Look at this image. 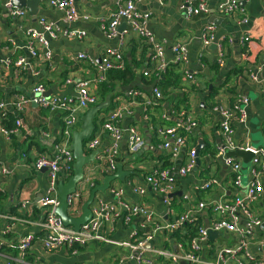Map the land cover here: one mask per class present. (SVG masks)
<instances>
[{
  "label": "built area",
  "instance_id": "1",
  "mask_svg": "<svg viewBox=\"0 0 264 264\" xmlns=\"http://www.w3.org/2000/svg\"><path fill=\"white\" fill-rule=\"evenodd\" d=\"M142 0H115V8L110 12L106 24H102L104 36L107 39H117L115 47L107 46L99 57V62L91 58L84 51L77 52L74 58L78 61H87L94 68L93 75L79 81L66 79L67 84L75 86V93L72 95H46V86L40 82L34 84L29 94L18 93L8 99H0V111L7 107L13 108L18 114L22 113L26 106L34 104L38 107L52 112L62 113V128L58 141L54 144L52 155L39 154L32 160L35 171L45 170L47 183L41 198L31 208L36 209L38 215L35 225L40 229L37 233L26 232L21 236L9 238V220L14 219L8 214H0V219L7 221L0 227V264H26L24 257L26 252L39 246L45 252L51 253L59 249L67 250L71 255L79 252L80 247L92 240L112 243L119 248H129L133 251L130 258L142 264H264V256H258L250 248L253 237L258 238L260 244H264V230L258 227L264 222V205L258 204L264 196V147L253 146L248 137L243 140H236L233 123L245 124L247 119L246 97H240L238 104L222 105L218 108L221 116L219 130L221 143L217 146V156L222 164L228 169V186L221 184L219 180L210 174L209 178L194 186V192H206L212 186H222L220 195L213 201L199 200L197 195L195 204L189 203L184 210L175 214L167 209L162 220H156L153 210L143 201L133 202L124 195V183H112L106 189L112 198L109 200L95 194L90 205L92 216L76 230L72 226L63 224L61 218L56 214L59 204L58 182L66 181L73 173L74 156L70 149L71 137L77 124L80 123V116L77 110L86 111L90 106L97 103L98 99L91 86L104 82L107 73L111 69H124L126 61L122 48L125 36L134 32L142 44L149 50V62L143 71L145 77L151 75L158 78L164 73L169 64L182 67V76L186 80H194V74L187 70L188 50L187 44L180 40L175 41L169 48L172 57H166V46L157 40L154 34L146 26L150 20L149 12L141 13L137 6ZM240 0H222L217 6L221 12L234 13L243 12L239 8ZM4 7L8 14L15 20L26 15L24 8H19L12 3V0H5ZM47 6L62 12L63 22L67 27L79 20H88L89 15L77 8L75 0H48ZM180 9L187 17L206 14L210 8L206 0H183ZM124 21L126 27L118 30L120 23ZM247 17L239 20V23H246ZM19 24V23H18ZM39 28L24 29V47L32 58H38L40 62L50 61L52 58L49 50L50 40L63 38H83L82 31H75L70 28H59L53 21L40 17ZM21 28V24L18 25ZM217 28L213 23L207 24L200 32L199 38L203 46L215 44L216 62L223 66L225 58V47L223 37L217 36ZM248 34L240 38V42L247 41ZM228 42L233 39L227 38ZM12 41V40H10ZM14 43V42H13ZM41 48V50H40ZM4 67L13 68L15 75L21 70L29 68V62L24 56H17L15 59L6 57ZM2 67L0 66V71ZM39 71H34L37 75ZM251 79L259 84L260 90H264V82L259 81L255 75ZM130 98L125 104L115 102L114 106L100 116L99 123L92 136L84 142L85 153L92 150L99 152L95 156L97 163L94 165L93 173L83 178L76 186L73 193L68 196V212L70 215H80L81 205L87 198L91 188L98 179L113 174L116 171L120 160V142L124 135L127 138V148L132 154L139 153L145 146L144 137L138 125L122 127L120 122L133 112V106H142V117L150 121L152 117L147 112L148 107L161 104L163 94L158 86L153 85L151 93L142 97V92L136 88L127 91ZM147 107V108H146ZM173 124L164 125L162 121H168L170 115L168 110L163 111L153 121L156 134L162 141V148L169 150L170 161L186 147V134L196 126V121L188 115L187 109H182L176 114ZM152 122V121H151ZM19 120H15V127H8L0 122V134L10 137L11 133L17 132ZM152 127V125H151ZM106 134L109 138L107 146L101 147V136ZM197 148L185 149L186 160L179 168L173 166L163 167L156 165L143 178L142 182H128L131 191L137 196H145L147 189L162 196L163 201L168 203L170 196L177 189V176H186L197 161ZM234 150L249 151L252 157L248 163V179L243 182L240 169L244 166L240 157L229 156L227 152ZM94 159V160H95ZM4 167L0 166V174L5 173ZM117 180V179H116ZM2 189L0 188V194ZM85 197V198H84ZM189 197V196H188ZM187 199V196H184ZM257 207L252 209V205ZM22 208L29 211L32 201L24 199L20 204ZM209 211L208 221L203 224L198 221V213L201 210ZM134 217H139V226L142 229L148 228L147 232L139 234L132 230L127 239L114 241L109 239L102 232L104 226L113 228L116 221L128 224ZM191 232H188L191 230ZM259 230L261 234L255 236ZM209 232L216 233V236L209 239ZM170 234L173 236L171 247H157L153 253H148L147 244L158 234ZM220 236L231 238L227 243ZM16 250L15 255L8 251ZM148 254V255H147ZM124 257V256H116ZM122 260L116 258L113 264H121Z\"/></svg>",
  "mask_w": 264,
  "mask_h": 264
},
{
  "label": "crops",
  "instance_id": "2",
  "mask_svg": "<svg viewBox=\"0 0 264 264\" xmlns=\"http://www.w3.org/2000/svg\"><path fill=\"white\" fill-rule=\"evenodd\" d=\"M47 1L39 0L34 10L24 7L26 15L15 20L5 9L3 5L5 0H0V66L2 67L0 71V99L5 100L18 93L29 94L37 82L46 86L49 95H72L75 93V86L67 84L66 79L84 80L92 76L94 72L92 65L87 61L76 60L75 54L84 51L91 58L98 60L105 47H115L118 43L117 39H107L102 28V24L107 23L110 12L115 8V0H75L79 11L88 14L89 19L73 22L68 27L63 22L62 12L48 7ZM182 1L142 0L137 9L141 13L149 12L150 20L146 26L157 40L168 45L165 50L168 59L172 57L169 45L178 40L187 44L189 63L186 68L194 74V80H186L182 76V67L178 66L174 69V75L170 81L173 82L177 78V84L181 88L173 87L170 92L180 97L184 89L188 90V115L197 123L191 132L186 134L185 149L208 147L210 150L205 153L198 150L197 162L199 163L194 166L196 169L193 170V167L184 177L177 176V189L171 194L168 203H165L162 196L149 188L145 196L135 195L128 182H142L144 176L153 167L162 166L165 160L170 163L169 166L179 168L185 163L187 156L184 149L171 162L169 150L162 148V141L157 136L153 123L151 120L143 119L144 108L136 105L133 106L132 114L122 120L120 124L122 127L138 125L144 137L145 146L141 152L132 154L127 148V138L124 135L119 147V163L123 165L124 170L132 171V173L126 175L123 180L115 179L112 182H123L125 197L133 202L143 201L153 210L156 220L164 219L163 215L168 208L178 214L189 203L195 204L197 202L196 195L197 199L206 201L218 198L222 186H212L206 192L196 193L193 191L194 186L209 178L210 174H213L221 184L227 183L228 186L229 171L219 160L216 150L221 143L218 126L221 121L218 111L220 106L238 104L240 97H246L248 99L247 119L245 124H232L235 129V138L243 140L244 137H248L253 146L264 147V90H260L259 84L251 79V76L255 75L259 81L264 82V0H240L239 8L243 9L242 13L240 11L221 12L217 6L222 0H206L210 10L206 14L191 17H187L180 9ZM42 16L53 21L61 29L67 27L75 31H82L85 36L80 39L59 37L50 40L49 50H51L52 58L50 61L40 62L38 58H32L25 49L23 30L38 29V20ZM245 16L247 22L239 23V20ZM210 18H213V22H209ZM209 23L216 26L217 36L224 38L222 40L225 47L223 66H219L215 60V46L212 45L214 43L203 46L199 38L200 32ZM20 24L21 28L18 27ZM125 27L126 23L122 21L118 30L121 31ZM245 34H248L249 39L240 42V38ZM230 37L233 39L232 42L227 40ZM122 51L126 62L130 59L137 62L138 65L133 66L136 77L129 87L124 88L113 98L111 105L105 111H101L95 116V124L99 123L100 116L110 110L115 102L125 104L130 100L126 94L130 88L140 90L142 97L150 95L153 85L162 89V86L151 83L152 81H148L150 78L143 75L149 62V50L134 32H129L125 36ZM17 56H24L29 62V68L21 70L19 74L15 75L13 68L4 67L3 60L6 57L15 59ZM213 63L217 64L218 73L211 69L210 65ZM232 68H239L240 72L233 73L223 80L224 75ZM168 69L170 71V68ZM36 70L39 71L37 75L34 74ZM210 79L213 81L209 85L218 86L214 94L209 93V85L206 87ZM90 90L97 92L96 85L91 86ZM96 96L99 99L98 95ZM99 102L101 101H97V103ZM166 110H168V105L166 109L163 108V111ZM77 112L81 116L85 111L78 109ZM147 112L152 118L155 116L151 107ZM17 119L20 122L17 132L11 133L8 138L0 134V166L6 170L5 173L0 174V188L2 189L0 208L3 210L0 211V214H8L14 218L8 222L11 225L8 237L11 239L26 232L37 233L40 231L35 225L38 218L36 209L31 207L41 198L47 178L45 170H34L32 160L42 153L53 154L54 144L61 134L62 113L52 112L34 104L26 106V109L19 114L10 107L0 111V122L8 127H15ZM101 140L100 149L107 146L109 138L106 134H102ZM97 162L95 159L85 167L84 178L92 175ZM240 174L242 181L247 182V167L243 166L240 169ZM101 181L102 179H98L96 184ZM96 194L106 200L112 198L107 190ZM184 196H187V199ZM24 199L32 201L29 211L19 205ZM258 204L264 205V196ZM197 215L199 223L205 224L209 219L207 209L201 210ZM6 223V220L0 219V227ZM139 224V217H134L128 224L116 221L112 229L104 226L102 232L111 240L121 241L127 239L132 230H136L139 234L147 232L148 228L142 229ZM260 234L259 230L255 232V236ZM220 237L227 243L231 242L230 237ZM173 239L170 234H157L147 244L146 249L151 250L146 252L153 253L152 250L157 247H171ZM249 248L256 255L264 256V244H260L258 238H252ZM7 252L12 255L11 251L7 250ZM130 254L133 255V251L127 247L119 248L112 243L92 240L80 247L79 252L75 255H71L63 248L48 253L41 247L35 246L26 252L24 262L26 264H113L117 258L122 260L121 264H142L130 258ZM121 255L124 257H116ZM179 264L185 263L180 262Z\"/></svg>",
  "mask_w": 264,
  "mask_h": 264
},
{
  "label": "water",
  "instance_id": "3",
  "mask_svg": "<svg viewBox=\"0 0 264 264\" xmlns=\"http://www.w3.org/2000/svg\"><path fill=\"white\" fill-rule=\"evenodd\" d=\"M12 3L19 8L27 7L30 10H34L36 5L39 3V0H12ZM212 19L213 18H210L209 22H213ZM212 45L215 46L214 44ZM170 47L171 45H169V48ZM97 61L99 62V59ZM208 89L209 91L212 89V84L208 86ZM45 94L48 95L49 91H46ZM108 101L109 100L106 98L105 100L90 106L80 116V126L78 129L73 131L70 144V149L72 150L74 156L73 173L66 181L60 180L57 186L59 204L56 208V214L61 218L64 225L72 226L76 230L81 224L85 223L91 218L92 212L90 205L95 194L97 192L106 191L111 181L115 179L123 180L126 175L132 173V171L124 170L123 165L118 163L116 171L113 174L104 176L101 183H97L91 188L87 198L81 205V214L76 216L69 214L67 204L68 196L75 191L77 184L83 180L85 167L94 161L95 156L99 152L98 150H92L89 153H85L84 142L92 136L96 128L94 118L99 114V112L107 108ZM201 105L203 106V103H201ZM166 106L167 102L164 104L165 109ZM199 149L200 147L197 148L196 152H198ZM227 154L233 157H240L245 167L248 166V163L252 157V154L249 151L242 150L230 151L227 152ZM198 163L199 162L196 161V164ZM195 169L196 167L193 168V170ZM258 229L264 230V222L258 227ZM215 236L216 233L209 232V239H212Z\"/></svg>",
  "mask_w": 264,
  "mask_h": 264
},
{
  "label": "trees",
  "instance_id": "4",
  "mask_svg": "<svg viewBox=\"0 0 264 264\" xmlns=\"http://www.w3.org/2000/svg\"><path fill=\"white\" fill-rule=\"evenodd\" d=\"M137 65H138L137 62L130 59V61L126 62L124 69H122V70H118V69L109 70L107 73V79L104 82L96 85L97 92H94V93H95V95H98V97H99L98 101H103L106 98H108L109 99V105L107 106V108H108L111 105L110 103L113 100V98H115L119 93H121L124 88H127L131 85L134 78L136 77V73L133 69V66H137ZM177 67L178 66H176L174 64H169L166 71L164 73L160 74L158 76V78H156L154 76L149 77L150 79L148 81H152L151 83H155L157 85L159 84V86H162L161 91L163 94L161 104H157V105L151 107V109L155 113V116H153V118L151 119L152 123L154 120H156V115H159L162 113L163 108H164L163 106H164L165 102H167V105H168V113L170 115V119L168 121H162L161 123H165L166 125L173 124V122L175 121V118L177 116L176 114H178V112L180 110L188 109L187 108V106H188V104H187L188 90L184 89L183 93L180 95V97H178V96H176V94L170 92V91H172L173 87H176V88L180 87L177 84L178 83L177 78L173 82L170 81L171 77L174 75V73H173L174 69ZM210 67H211V69H214V71L218 73L217 64L213 63L210 65ZM168 68H170V71ZM239 72H240L239 68H232L231 71H229L228 73H226L224 75L223 80H225L228 76H231L233 73L237 74ZM214 80H216V79L214 78ZM211 81H213V79H210L207 82L206 87L209 85V83ZM216 87H218V86L217 85L212 86V89L210 90L209 93L214 94ZM107 108L103 109L102 111H105ZM147 110H149V107L147 108ZM209 150H210V148L208 149V147H203V148L199 149V151L203 152V153L208 152ZM169 164L170 163L167 160H165L163 162L162 166L168 167ZM0 199H1V197H0ZM0 211H3V210L0 208ZM191 231H192V229L189 230L188 232H191ZM10 253L13 255L16 253V250L12 249Z\"/></svg>",
  "mask_w": 264,
  "mask_h": 264
},
{
  "label": "rangeland",
  "instance_id": "5",
  "mask_svg": "<svg viewBox=\"0 0 264 264\" xmlns=\"http://www.w3.org/2000/svg\"><path fill=\"white\" fill-rule=\"evenodd\" d=\"M79 126H80V123L79 124H77V126H76V129H78L79 128ZM257 207V205L256 204H253L252 205V209H255Z\"/></svg>",
  "mask_w": 264,
  "mask_h": 264
}]
</instances>
